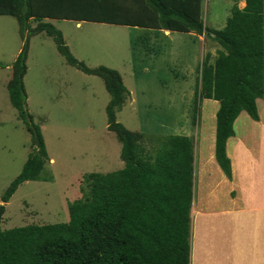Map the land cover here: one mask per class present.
Listing matches in <instances>:
<instances>
[{"label": "trees", "instance_id": "trees-1", "mask_svg": "<svg viewBox=\"0 0 264 264\" xmlns=\"http://www.w3.org/2000/svg\"><path fill=\"white\" fill-rule=\"evenodd\" d=\"M202 0H0V16L19 19L25 32L52 37L66 62L104 80L111 100L108 129L122 144L124 168L84 175L82 197L69 204L62 223L3 228L6 204L21 184L42 179L49 160L42 128L27 108L24 83L28 44L12 65L8 91L32 137V151L21 174L2 196L0 264H191L194 147L189 136L172 135L148 149L144 133L117 120L130 94L114 69L88 68L77 60L64 35L45 19L151 27L171 32L206 34L220 46L201 68L197 100L220 103L216 115V159L231 180L227 142L243 112L259 120L258 99H264V0L235 5L222 29L205 26Z\"/></svg>", "mask_w": 264, "mask_h": 264}, {"label": "rangeland", "instance_id": "rangeland-1", "mask_svg": "<svg viewBox=\"0 0 264 264\" xmlns=\"http://www.w3.org/2000/svg\"><path fill=\"white\" fill-rule=\"evenodd\" d=\"M205 1L204 24L222 29L224 9L231 5L225 0ZM46 21L62 31L74 57L88 68L104 66L121 74L130 94L117 111V120L132 132L144 133L142 142L148 149L172 135L190 136L195 196L200 189L197 156L216 120L214 104L197 100V88L208 53L213 59L220 49L217 42L208 41V49L194 40L191 46L174 45L163 34L142 41L145 31L136 27L96 22L78 27L71 20ZM37 25L31 21L25 32L17 17L0 16V205L32 151L31 134L8 91L12 65L26 44L27 108L42 128L49 154L42 179L21 184L6 204L4 229L69 221V204L82 197L84 175L109 173L125 165L122 144L108 129L111 96L104 80L70 66L52 37L34 34ZM173 35L177 40L190 39Z\"/></svg>", "mask_w": 264, "mask_h": 264}, {"label": "crops", "instance_id": "crops-1", "mask_svg": "<svg viewBox=\"0 0 264 264\" xmlns=\"http://www.w3.org/2000/svg\"><path fill=\"white\" fill-rule=\"evenodd\" d=\"M225 1L228 7L231 5L227 10L224 9L226 22L232 7H246V0ZM205 2L202 0L200 5L204 23L207 10ZM80 24L82 22H77L76 26ZM136 28L145 31L140 35L142 41L154 40V37L156 40L163 34L174 45L184 43L191 46L192 40L196 41L194 44H202L207 49L211 45L208 42L211 38L205 33L184 32L181 34L190 39L177 40L173 34L180 32L151 27ZM203 101L206 106L208 103L214 104L212 114L217 115L220 103L215 100ZM257 105L259 120H253L243 111L234 122L235 134L227 142V154L232 166L231 180L226 177L216 159L217 118L211 135L205 137L206 144H202L203 150L197 156L200 189L193 197L191 212V264H264V99H258Z\"/></svg>", "mask_w": 264, "mask_h": 264}]
</instances>
